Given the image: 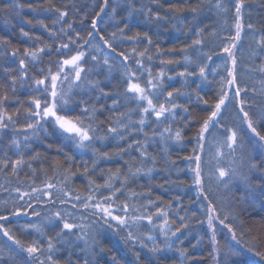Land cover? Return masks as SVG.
Segmentation results:
<instances>
[{
	"label": "trees",
	"instance_id": "16d2710c",
	"mask_svg": "<svg viewBox=\"0 0 264 264\" xmlns=\"http://www.w3.org/2000/svg\"><path fill=\"white\" fill-rule=\"evenodd\" d=\"M216 0H205L202 10L198 14H194L188 10L183 12H174L170 5H177L183 7L187 4L189 7L196 6L197 0H160L159 4L153 3L152 0H108V6L103 12H100V7L103 6V0H0V40H7L8 45L0 44V84L10 83L8 74H5L4 68L14 69L10 73L12 76L18 75L19 63L18 59L10 55L11 51L19 49V53L22 55L26 47L34 48L39 45L49 44L52 47V55L49 56L46 53H41L42 60L35 62V66L30 64L28 66L29 76L39 75V68H47L49 65L55 70V63L61 59V57L55 54V49L58 47V43L62 39H66L60 34V28L63 26L67 28V23H73L75 31L81 32L86 37L87 32L91 30L90 25L92 19L96 16V13H100L97 19V25L100 29V34L110 38V33L117 30V26L123 27L125 24L128 27L125 32L132 36L137 32L141 33L140 41L130 40H117L116 45L118 51L132 53L133 48L137 52L143 51L145 47L149 48L147 55H151L153 59L151 61L147 58H143V63L146 68H150L152 74L157 75L162 69L166 70L164 77V87L167 90H173L175 88L181 89L186 95L178 97V103L185 105L189 108L188 113H184L182 108L176 109L178 113L176 119L172 121L169 119L174 129H181L183 133V139L180 141L168 140L161 141L159 136L152 139L145 140L142 133H134L142 143H146V151L149 159L146 161L145 167L152 168L150 174L140 173L135 176H128L127 184L123 188L120 200L117 203H122L126 198L130 204H136L140 206L145 204L149 199L154 201L155 204L150 206L151 213L155 212L156 206L163 207L168 212V224L164 225V218L162 216L153 215V224L149 225L146 220L139 222L140 228L134 229L136 236L140 237L148 247H141L139 243L132 246L131 242L126 241L125 237L127 232L122 228H109L107 225L100 226L102 222H98L97 227L99 230L95 233L96 242L91 247H86L83 239H77L81 235L79 229H73V234L65 231L64 240L57 243L54 239L55 250L53 258L57 264H85L87 259L88 264H255L249 257L252 255L243 246L245 242L253 243L251 237L257 238V247L259 251L264 253V182L262 181L261 174L259 172H253L250 174V179L254 192L248 193V198L243 203H236L240 196L245 193V185L239 180H234L229 184L228 188L223 186V182L217 184L215 180L211 182V190L209 189V183L207 180V174L210 170L214 169L216 163L215 160H211L209 153L214 151L213 149H207L202 157V166L206 174L205 189L208 198L216 203L217 207H223L226 211L230 212V220L233 227L236 229L237 237L241 240L240 244L231 239V233L226 228L217 226L216 239L219 244L214 245L210 241V233L206 228V218L201 210V204L206 205L207 201L202 197L197 198V191L192 185L191 177L192 173L189 171V162L184 160V156L189 155L192 152L194 146L192 136L196 132V126L203 121L207 113L203 111L205 106L203 104H197L195 102L196 93L200 91L196 88L197 84L201 85L202 91L200 94L207 93L206 99L210 101L215 100V93L218 91V84L221 75L226 76L225 67H230V62L225 65L226 53L220 51L222 46L221 36L227 35L233 32V14H234V0H222V3L227 7L228 11H218L212 4ZM19 3L23 5L22 8H16L14 5ZM140 8L141 5H146L152 8L153 12H158L162 16L166 17L165 20L156 21L146 17L144 13H133L129 16L131 7ZM160 5H163L161 7ZM52 6L58 7L61 10H67L68 16L64 18L61 23H54L58 13L45 11ZM115 8L116 12L113 13L112 9ZM35 9V11H33ZM85 15L87 18H85ZM196 15V19L192 17ZM244 22L247 24L251 22L257 29L264 31V0H248L245 5L243 13ZM173 17H182V20L173 19ZM37 21H43L47 25L49 30H54L56 36L49 35V31H46ZM227 21V24H225ZM31 22V23H30ZM179 29V30H178ZM198 29L204 30V52H220L219 55H213L212 60L208 61V67L206 69L207 81L201 80L196 76L187 77V83L185 79L181 78L178 73L184 71L187 68L189 71H196L197 62L204 61L206 58L200 55L195 49L188 48L189 59L192 63H186L182 56L183 54L179 49L186 47L192 40L196 39L195 32ZM28 32L31 39L23 36L22 31ZM216 31V35L211 33ZM247 28L242 33L243 39L235 49L237 56V74L238 79L245 82L251 88L255 86L257 89L261 87L258 81L261 78L259 71L248 72V67L253 69L257 68L262 62H264V49H259L252 42ZM147 32L152 38V45H148L147 41L143 38V33ZM119 35V33H117ZM259 35V33H258ZM36 37L40 39L37 40ZM94 40L93 43H97ZM103 47V45H100ZM178 49L175 52H169V49ZM256 50V55H252V50ZM88 55L86 56V68L91 67L96 62L92 61L90 56L93 54L91 48L84 49ZM161 53L165 58L176 57L178 63L172 65L162 64L160 59L157 58V53ZM96 55L103 57L109 56L111 58L115 56V53L110 52L107 48H104L101 52H96ZM140 59L139 57H136ZM129 64H132V60H129ZM133 67L135 65L133 64ZM215 69V74L213 70ZM245 73H247L245 75ZM147 76V72L144 73ZM168 76H172L171 81L168 80ZM89 79L97 81L100 87L105 90L123 91L121 86V68L120 60L116 59L112 71H108V66L102 62L96 64L93 72L89 74ZM35 85L28 79L24 87H19V81L17 86L16 97L13 99L12 93L9 92V106L6 111L9 114L15 112V109L23 103L27 106L30 95H39L34 91ZM6 91L5 88L0 87V93ZM98 93L89 92H75L73 94V103L67 106L66 113L70 118L77 116L84 119L85 125L89 123L88 118L81 111V107L78 106L81 96L88 100L91 104L93 97ZM189 95L191 99H189ZM247 97L252 101L250 114L255 116L262 109H264V95L259 93L253 95L251 92L247 93ZM97 107L104 106L103 111H97L95 114L94 124L97 127L95 135L101 136L106 131L109 121L113 118L112 114L108 111V106L111 104V97L107 99H101L96 101ZM134 106V102H133ZM124 109L121 108V111ZM21 115L19 117L13 116L14 120H17L18 125L24 123L23 112L24 108H20ZM235 113V109L229 108V116H227L226 122L232 124L230 119L231 115ZM187 116L189 119L184 120L181 117ZM136 113H133V119H137ZM155 117H151L148 124L145 126V131L149 132L156 128L157 132L161 131L163 127L161 125L157 127L153 121ZM185 124L188 126L185 127ZM48 128V134H41L39 139L33 138L27 143L30 147H25L23 140L22 128L19 130L9 127L4 130H0V160L10 158L16 160L20 158L22 153L25 160L35 152H40V160L30 161L33 164V168L36 169L35 175L32 173V169L22 167L19 171V177L12 176L10 174V167L5 172H0V184H5L9 188L21 187L23 189H29V186H42L46 179H51L53 183L57 184V187L66 188L71 194L77 193L83 196H87L89 193L88 178L83 174V167L86 163L89 168L88 177L92 178L98 184H103L104 179L108 175H115L119 171V179H114L113 183L116 187L120 186L124 176L128 175L127 169L130 164H138L142 159L139 152L133 151L131 157L129 153H121L116 155L115 148L117 143L125 144L126 141H118L116 139L108 138L105 140L96 139L88 144V147L83 149L76 148L75 143L65 139L66 134H62L60 130L55 129L51 124L46 125ZM260 132L264 135V125L260 127ZM251 134H246L243 137L245 158H251L256 162L264 159V147L255 143L250 138ZM13 139L20 141V148L12 143ZM132 137L129 136L128 140ZM51 144L53 147L48 148L47 145ZM60 146L63 151L56 152V146ZM186 146V147H185ZM108 152L110 157L105 159L102 156L103 152ZM64 152H67L72 157L73 168L72 171L75 176L67 183H58L63 177L52 171V163L59 158L63 160ZM240 153H238V156ZM122 157V158H121ZM155 157V164H152L151 158ZM211 162L209 163L208 161ZM95 161V166H93ZM41 162L42 165H41ZM221 165L227 167V161H222ZM264 168V165H261ZM134 170V169H133ZM243 172H247V169H241ZM9 173V174H5ZM94 173V175H93ZM230 178L225 177L224 180L228 181ZM10 182V183H9ZM104 190L101 189V192ZM55 192V190H53ZM99 193L97 196L99 197ZM9 196V192H0V198ZM27 199V198H26ZM23 203V202H21ZM71 203H78L76 201H70L67 204H48L46 208L41 212L40 217H10L5 223L8 228L11 229L18 239H21L25 243H30L32 240H38L42 249L47 248V239L49 237H55V231L52 230V226L42 217L51 216L53 212L66 209L71 213L70 217H67L70 221L75 218L76 223L83 222L84 224H90L95 219L90 215L91 209L72 208ZM171 205L169 208L168 206ZM8 207H11L9 204ZM39 208V205H36ZM143 212L144 209L141 208ZM178 213V214H177ZM179 215L185 217L184 221L179 219ZM223 213H221V216ZM235 220H232V217ZM199 220H204L203 224L199 223ZM39 223L44 228L45 235L40 236L39 233L34 231L24 232L23 227L31 224ZM54 223H56L54 221ZM115 225V222H112ZM182 223H187V227H180ZM164 226L166 229L171 228L175 230L180 227V231L177 232L175 237H172V248H167L164 245V237L160 233V227ZM62 224L57 223L56 231H59ZM153 235L156 238V245L162 249V251L152 252V242L148 241L146 237ZM170 235V233H169ZM0 246H3L5 252L8 248L15 249V245L3 236L0 232ZM229 248L235 250L236 255H232L228 250ZM83 249V250H82ZM184 253L182 256L181 253ZM136 253H139V260L136 259ZM45 255L47 252L45 251ZM115 257V260H113ZM259 258L258 256H255ZM44 256H41L43 259ZM264 263V261H263ZM3 264H38V261H34L29 258L26 252H19L17 250L15 261L5 259ZM47 264V262H46Z\"/></svg>",
	"mask_w": 264,
	"mask_h": 264
},
{
	"label": "snow or ice",
	"instance_id": "6c2138e0",
	"mask_svg": "<svg viewBox=\"0 0 264 264\" xmlns=\"http://www.w3.org/2000/svg\"><path fill=\"white\" fill-rule=\"evenodd\" d=\"M51 0H49V3ZM71 2V0H70ZM153 3L159 4L160 0H152ZM205 0H197V5L189 7L185 4L183 7L177 5H170L174 12H183L188 10L194 14H198L203 7ZM211 2V0H209ZM248 0H234V18H233V32L227 35H222L221 41L222 46L220 51L226 53L225 65L230 62V67H225V75H221L218 84V91L215 93V100L210 101L206 99L207 93L201 95L200 91L201 85L197 84V91L195 102L197 104H203L205 108L203 111L207 113L206 117L201 123L196 126V132L192 136L193 148L189 155L184 156V160L189 162V171L192 173L191 181L195 190L197 191V198L202 197L203 200L207 201V204H201V210L203 211L207 227L211 231V243L216 246L219 241L216 239L217 229L214 225V221L223 225L224 228L231 233V239L236 241L237 244L241 243V240L237 237L236 229L230 220V212L226 211L223 207L218 208L216 203L208 198L205 189V179L206 174L202 166V157L207 149H213L210 152L211 160H215L214 169L210 170L207 174V180L209 183V189L211 190V182L215 180L217 184L223 182L225 188L229 187V184L234 180H239L245 185V193L242 194L236 203H243L248 198V193L254 192L250 179V174L253 172H259L264 182V159L259 162L254 161L251 158H245L243 137L246 134H251V139L255 143L264 147V135L260 132V127L264 125V109H262L255 116L250 114V108L252 101L247 97V93L251 92L253 95L259 93L264 95V62H262L257 68L253 69L248 67V72L259 71L261 73V78L258 83L261 85L259 89L255 86L251 88L241 79H238L237 74V56L234 49L237 48L240 41L243 39L242 33L247 28L251 30L249 32L252 42L259 49H264V31L257 29L251 22L245 24L244 22V10L245 5ZM16 8H22L23 5L16 3L14 5ZM108 6V0H103V6L100 7V12ZM163 7V5H160ZM131 7L129 16L133 13H144L149 19L156 21L165 20L166 17L162 16L158 12H153L152 8L146 5H141L140 8ZM212 7L218 11L227 12L228 9L222 3V0H216ZM35 11V9H33ZM45 11L56 12L58 15L54 20V23H61L64 18L68 16L67 10H61L58 7L52 6L51 8L45 9ZM113 13L116 9H112ZM100 13H96V16L92 19L90 28L87 32V36L84 37L81 32L75 31L73 28V23L68 22L67 28L61 27L60 34L66 39H62L58 43V47L55 49V54L61 59L54 61L55 70L49 65L47 68L40 67L39 75L29 76L28 66L32 64L35 66V62L42 60L41 53H46L49 56L52 55V47L49 44L39 45L34 48L26 47L21 55L19 49L11 51L10 55L18 59L19 72L18 75L12 76L10 73L14 71L11 68H4L5 74H8V79L10 83L0 84V87L6 89V91L0 93V130L12 127L13 129L19 130L22 128L23 140L25 142V147H30L27 142L33 138L39 139L41 134H48V128L46 125L51 124L55 129L60 130L62 134H66L65 139L75 143L76 148L83 149L89 145L85 142L91 143L92 141L99 139L105 140L108 138L116 139L118 141H126L125 144L117 143L115 152L116 155L121 153H131L133 151L139 152L142 158L138 164H130L127 172L128 175L124 176L119 187H116L113 183L114 179H119V171L115 175H108L104 179L103 184L96 183L95 180L88 177L89 168L87 164H84L83 174L88 178V188L89 193L87 196H83L79 193L73 195L64 187H57L56 183H53L51 179H46L42 186H29V189H23L21 187L9 188L5 184H0V192H9V196L5 198H0V221L7 222L10 217H19L23 215L24 217H29V215L34 217H40L41 212L46 208L48 204H67L70 201H76L78 203H71L72 208H83L91 209L90 215L94 216L95 219L91 221L90 224L76 223L75 218L70 221L67 217L71 216V213L66 209H60L52 213L51 216L42 217L51 226L52 230L55 231V237H49L47 239V248L42 249L39 245L38 240H32L30 243H25L21 239H18L14 234H12L11 229L6 226L5 223H0V232L3 236L7 237L9 241L15 245V249L8 248L7 252L3 246H0V264H3L5 259L15 261L17 250L19 252H26L30 259L38 261V264H57L53 258V253L55 250L54 239L57 243L64 240L65 231L69 234H73V229H79L81 235L77 239H83L85 241L86 247H91L92 244L96 242L95 233L99 230L93 225H97L98 222H102L100 226L107 225L109 228H122L125 229L127 235L125 237L126 241L131 242L132 246L135 247L137 243L141 247H148L146 243L140 240V237L136 236L134 229L138 230L140 228L141 221L146 220L149 225L153 224V215L162 216L164 218V225L168 224V212L161 206H156L155 212L151 213L150 206L154 205L155 202L150 199L145 203L137 206L136 204H130L128 202L129 198H126L122 203H117L122 195V189L125 188L128 180V176H135L140 173L150 174L152 168L145 167L146 161L149 159L148 153L146 151V143H142L139 138H137L134 133H142L145 140L152 139L159 136L161 141L176 140L180 141L183 139V133L181 129H174L169 123V119L174 121L178 115L176 109L182 108L184 113L189 112V108L185 105L178 103V97L186 95L181 89L175 88L173 90H167L164 87V77L166 75V70L162 69L157 75H153L150 68H146L143 63V58L151 61L153 57L147 55L149 48L145 47L143 51L137 52L133 48L132 53H126L118 51L116 41L117 40H130V41H140L141 33L137 32L135 35H128L125 29L128 27L125 24L123 27L117 26V30L111 32L110 38L103 34H100V29L97 25V19ZM85 18L86 15H85ZM176 20H182V17H173ZM193 20L196 19V15L192 17ZM31 23V22H30ZM46 31H49V35L52 37L56 36L54 30H49L47 25L43 21H37ZM227 24V21H225ZM179 30V29H178ZM22 34L25 37L31 39L28 32ZM119 33V35L117 34ZM259 33V35H258ZM196 39L192 40L190 44L186 47L179 49L183 54L182 58L186 63H192L189 59V54L187 52L188 48H193L200 55L206 59L201 62L196 63L198 68V73L196 71H189L187 68L184 71H180L178 75L185 79L187 83V77L198 75L201 80L207 81L208 77L206 75V69L208 67L207 62L212 60L213 55H219L220 52H204L203 42H204V30L198 29L195 32ZM211 35L215 36L216 31L213 30ZM143 38L147 41L148 45H152V38L147 32L143 33ZM39 40V37H36ZM97 40V43H93ZM0 44L8 45L7 40H0ZM103 45L101 47L100 45ZM89 47L92 49L93 54L90 58L92 61L96 62L91 67L85 66L86 56L88 53L84 50ZM107 48L110 52L115 53V56L111 58V62L108 55L99 57L96 52L103 51ZM178 49H169V52H175ZM256 50H252V55L255 56ZM139 57L140 59H137ZM120 60L121 68V86L123 91L119 89L116 90H105V88L100 87L97 81L89 79V74L93 72L96 64L103 63L108 66V71L111 72L116 59ZM157 58L160 59L162 64L172 65L178 63L176 57L165 58L161 53H157ZM129 60H132V64H129ZM133 64L135 67H133ZM147 72V76L144 73ZM215 74V69L213 70ZM247 73H245L246 75ZM30 79L31 83L35 85V92L39 95H30L29 102L27 106L20 103V106L15 109V112L9 114L6 109L9 106V92L12 93L13 99H18L16 97L17 86L19 81V87L23 88L27 80ZM172 76H168V80L171 81ZM75 92H89L98 93L93 97H90L93 102L90 104L88 100H85L82 96L80 98L78 106L81 107V111L88 118L89 123L85 125L84 119L77 116L75 118H70L66 109L70 103H73V94ZM111 97V104L108 106V111L112 114V119L109 121L107 130H100L104 132L103 135H95L97 132V127L94 124L95 114L97 111H103L104 106L101 105L97 107L96 101L101 99H107ZM189 99L191 96L189 95ZM134 102V106H133ZM235 109V113L231 115L230 119L233 121L232 124L226 122V117L229 116V108ZM20 108H24L22 125H18L17 120L13 119V116L19 117L21 115ZM121 108L124 110L121 111ZM133 113H136L138 118L133 119ZM151 117H155L153 123L160 127L161 125H167L162 128L161 131L157 132L156 128L151 131V136L149 132L145 131V126L148 124ZM184 120H188L187 116L181 117ZM188 125L185 124V127ZM131 136L132 139L128 140ZM12 143L16 148H20V141L13 139ZM48 148L53 147L51 144L47 145ZM186 147V146H185ZM63 149L58 145L56 146V152L60 153ZM238 153L240 155L238 156ZM103 158L109 159L108 152L102 153ZM41 153L35 152L25 160L23 154H20V158L16 160H11L6 158L0 160V172H5L6 169L10 167V174L12 176L19 177V171L22 167H27L32 169L33 175H35L36 169L33 168V164L30 161L40 160ZM122 158V157H121ZM152 164H155V157L151 158ZM208 161L209 163L211 162ZM222 161H227L228 166L224 167L221 165ZM43 162H41L42 165ZM95 161H93V166H95ZM52 171L54 173L60 174L63 179L59 181L60 184H67L76 173L72 171V157L64 152L63 160L57 158L51 165ZM247 169V172L241 171V169ZM134 169V170H133ZM9 174V173H5ZM94 175V173H93ZM229 177L228 181L224 178ZM10 183V182H9ZM101 189L104 191L101 192ZM55 190V192H53ZM99 193V197L97 196ZM27 198V199H26ZM23 202V203H21ZM11 207H8V205ZM36 205L40 207L37 208ZM169 208L171 205L168 206ZM141 208L144 211H141ZM221 213L223 215L221 216ZM178 214V213H177ZM181 221L185 220L183 215H179ZM235 220L233 216L231 218ZM54 221L56 223H54ZM115 222L113 225L112 222ZM204 220H199V223L203 224ZM57 223L62 224L59 231H56ZM187 223H182L180 227L186 228ZM180 227L172 230L171 228H165L163 225L160 227V233L164 237V245L167 248H172V237H175L177 232L180 231ZM24 232L34 231L40 234L41 237L45 235L44 228L39 223H31L23 227ZM170 233V235H169ZM148 241L152 242V247L149 248L152 252L162 251L156 245V238L153 235H148L146 237ZM253 243H244L246 250L253 256H258L261 261H264V253L259 251L257 247V238H250ZM83 250V249H82ZM45 251L47 255H45ZM232 255H236L235 250L229 248L228 250ZM136 259L139 260V253H136ZM183 256L184 253L182 252ZM41 256H44L41 259ZM115 260V257H113ZM85 264H88L87 259H85Z\"/></svg>",
	"mask_w": 264,
	"mask_h": 264
},
{
	"label": "rangeland",
	"instance_id": "374dc122",
	"mask_svg": "<svg viewBox=\"0 0 264 264\" xmlns=\"http://www.w3.org/2000/svg\"><path fill=\"white\" fill-rule=\"evenodd\" d=\"M234 51H235V49H234ZM214 223V225L217 227V226H221L218 222H216V221H214L213 222ZM206 228H207V230H208V232L210 233V237H211V231L208 229V227H207V221H206ZM214 248H215V246H213ZM255 264H264L263 263V261H261L259 258H257V257H255V256H253V255H250V257H249Z\"/></svg>",
	"mask_w": 264,
	"mask_h": 264
}]
</instances>
